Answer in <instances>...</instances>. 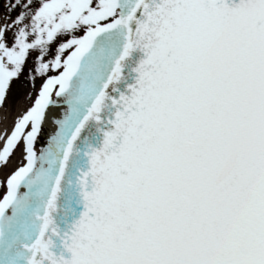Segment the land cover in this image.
Segmentation results:
<instances>
[{
  "label": "snow or ice",
  "instance_id": "6c2138e0",
  "mask_svg": "<svg viewBox=\"0 0 264 264\" xmlns=\"http://www.w3.org/2000/svg\"><path fill=\"white\" fill-rule=\"evenodd\" d=\"M2 7L0 264H264V0Z\"/></svg>",
  "mask_w": 264,
  "mask_h": 264
},
{
  "label": "rangeland",
  "instance_id": "374dc122",
  "mask_svg": "<svg viewBox=\"0 0 264 264\" xmlns=\"http://www.w3.org/2000/svg\"><path fill=\"white\" fill-rule=\"evenodd\" d=\"M3 0H0V18L4 15V10L2 7ZM30 63V61H29ZM29 64L25 65V71L27 70ZM39 81H37V87L39 86ZM29 91H32L34 93V89H31L30 87L26 86L23 83V74H21V77L18 81H14L12 88L9 90L7 97L4 101V105L2 108H0V113L8 114L9 118L14 116L22 106L26 104V93ZM0 128H2V125H0ZM17 155H14L12 159L9 162V167H13L17 160ZM2 178V177H0Z\"/></svg>",
  "mask_w": 264,
  "mask_h": 264
},
{
  "label": "bare ground",
  "instance_id": "6f19581e",
  "mask_svg": "<svg viewBox=\"0 0 264 264\" xmlns=\"http://www.w3.org/2000/svg\"><path fill=\"white\" fill-rule=\"evenodd\" d=\"M0 130H2V128H0Z\"/></svg>",
  "mask_w": 264,
  "mask_h": 264
}]
</instances>
